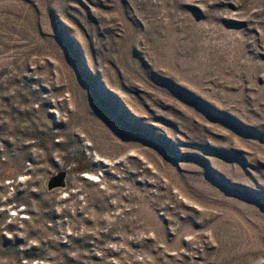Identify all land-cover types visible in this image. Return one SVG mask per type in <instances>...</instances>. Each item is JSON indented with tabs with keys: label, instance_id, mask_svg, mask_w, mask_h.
I'll list each match as a JSON object with an SVG mask.
<instances>
[{
	"label": "rangeland",
	"instance_id": "obj_1",
	"mask_svg": "<svg viewBox=\"0 0 264 264\" xmlns=\"http://www.w3.org/2000/svg\"><path fill=\"white\" fill-rule=\"evenodd\" d=\"M0 264H264V0H0Z\"/></svg>",
	"mask_w": 264,
	"mask_h": 264
},
{
	"label": "water",
	"instance_id": "obj_2",
	"mask_svg": "<svg viewBox=\"0 0 264 264\" xmlns=\"http://www.w3.org/2000/svg\"><path fill=\"white\" fill-rule=\"evenodd\" d=\"M66 172H58L55 176L51 177L47 182V190L52 191L54 189L64 188L66 185Z\"/></svg>",
	"mask_w": 264,
	"mask_h": 264
},
{
	"label": "trees",
	"instance_id": "obj_3",
	"mask_svg": "<svg viewBox=\"0 0 264 264\" xmlns=\"http://www.w3.org/2000/svg\"><path fill=\"white\" fill-rule=\"evenodd\" d=\"M80 169H83V167H80Z\"/></svg>",
	"mask_w": 264,
	"mask_h": 264
}]
</instances>
